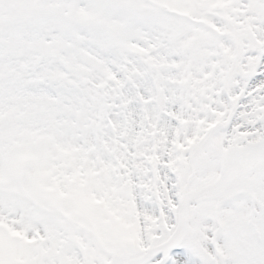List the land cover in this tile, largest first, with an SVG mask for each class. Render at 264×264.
I'll return each mask as SVG.
<instances>
[{"label":"snow or ice","instance_id":"1","mask_svg":"<svg viewBox=\"0 0 264 264\" xmlns=\"http://www.w3.org/2000/svg\"><path fill=\"white\" fill-rule=\"evenodd\" d=\"M0 264H264V0H0Z\"/></svg>","mask_w":264,"mask_h":264}]
</instances>
